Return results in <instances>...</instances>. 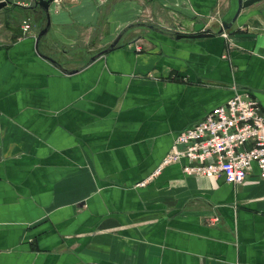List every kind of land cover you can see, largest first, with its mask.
Segmentation results:
<instances>
[{"label": "crops", "instance_id": "obj_1", "mask_svg": "<svg viewBox=\"0 0 264 264\" xmlns=\"http://www.w3.org/2000/svg\"><path fill=\"white\" fill-rule=\"evenodd\" d=\"M15 5L35 28L0 44V264H264L257 164L141 185L235 95L264 111V0L234 23L238 0H64L38 48L46 14Z\"/></svg>", "mask_w": 264, "mask_h": 264}, {"label": "built area", "instance_id": "obj_2", "mask_svg": "<svg viewBox=\"0 0 264 264\" xmlns=\"http://www.w3.org/2000/svg\"><path fill=\"white\" fill-rule=\"evenodd\" d=\"M37 1L18 4L32 6ZM63 1L54 0L56 11ZM22 29L24 33L31 30L28 20ZM184 160L187 164L183 169L188 175L223 177L227 183L242 184L257 164L264 179V111L260 103L248 95H235L213 109L198 124L178 135L172 151L141 185L154 179L165 166Z\"/></svg>", "mask_w": 264, "mask_h": 264}, {"label": "water", "instance_id": "obj_3", "mask_svg": "<svg viewBox=\"0 0 264 264\" xmlns=\"http://www.w3.org/2000/svg\"><path fill=\"white\" fill-rule=\"evenodd\" d=\"M261 1H263V0H238V9L232 18V23L236 22V20L238 19L239 15L243 9L249 8V7L253 6L254 4L259 3ZM53 2H54V0H38L35 4L37 7H40L42 9V11L47 16V25H46L45 29H43L38 35V38L36 41V48H38V43H39L40 39L48 33V31L51 27L50 7H51ZM9 5L10 6L13 5V0H1L0 1V10L9 6ZM232 23L224 22L222 24V27L217 32H212L210 30H207V29H205L204 24H200V25L196 26V34L195 35H192V36L178 35L177 39H182V38L202 39V38L215 37L216 35L223 34L225 31L230 29ZM117 44L118 43L115 42L111 46V48H114ZM106 52L107 51H104L101 55L106 54Z\"/></svg>", "mask_w": 264, "mask_h": 264}, {"label": "rangeland", "instance_id": "obj_4", "mask_svg": "<svg viewBox=\"0 0 264 264\" xmlns=\"http://www.w3.org/2000/svg\"><path fill=\"white\" fill-rule=\"evenodd\" d=\"M27 3L29 0H23ZM17 0H13V4H17ZM28 12L25 10L18 8L14 5H9L3 9L0 10V44H9L12 41V37L19 33L20 31V25L24 21H29L31 24V29L34 27V20L32 17H28ZM235 15V14H234ZM23 17H26L25 19H22ZM23 21V22H22ZM21 25V29H22ZM45 25L42 24L41 29H44ZM39 30V27H38Z\"/></svg>", "mask_w": 264, "mask_h": 264}, {"label": "trees", "instance_id": "obj_5", "mask_svg": "<svg viewBox=\"0 0 264 264\" xmlns=\"http://www.w3.org/2000/svg\"><path fill=\"white\" fill-rule=\"evenodd\" d=\"M14 6H16V7L20 8V6H18V5H15V4H14ZM31 8H33V9H38V7H37V6H32Z\"/></svg>", "mask_w": 264, "mask_h": 264}]
</instances>
